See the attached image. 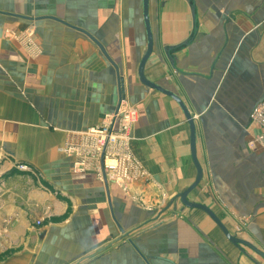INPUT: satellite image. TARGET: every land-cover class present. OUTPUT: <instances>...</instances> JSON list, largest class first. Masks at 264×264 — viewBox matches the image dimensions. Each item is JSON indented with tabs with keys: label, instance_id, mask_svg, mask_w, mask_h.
Wrapping results in <instances>:
<instances>
[{
	"label": "crops",
	"instance_id": "crops-1",
	"mask_svg": "<svg viewBox=\"0 0 264 264\" xmlns=\"http://www.w3.org/2000/svg\"><path fill=\"white\" fill-rule=\"evenodd\" d=\"M148 15L144 77L195 127L203 176L187 199L264 254V150L248 146L264 0H149ZM145 49L141 0H0V264H264L175 200L196 177L190 131L139 82ZM121 101L137 110L131 152L146 173L126 192L59 153Z\"/></svg>",
	"mask_w": 264,
	"mask_h": 264
},
{
	"label": "built area",
	"instance_id": "built-area-1",
	"mask_svg": "<svg viewBox=\"0 0 264 264\" xmlns=\"http://www.w3.org/2000/svg\"><path fill=\"white\" fill-rule=\"evenodd\" d=\"M137 121L136 108L121 101L100 126L75 135L59 149V153L73 159L74 172H92L99 181L126 192L129 186L146 177L131 152ZM249 121L259 129V134L248 142V146L264 149V100L252 109ZM20 169L26 168L20 166Z\"/></svg>",
	"mask_w": 264,
	"mask_h": 264
},
{
	"label": "water",
	"instance_id": "water-1",
	"mask_svg": "<svg viewBox=\"0 0 264 264\" xmlns=\"http://www.w3.org/2000/svg\"><path fill=\"white\" fill-rule=\"evenodd\" d=\"M141 6H142V20H143V25H144V30H145V38H146V49L145 52L139 62L138 65V70H137V75L139 82L146 88L153 89L154 91L167 96L171 100H173L179 109L182 112V115L184 116L188 126H189V131H190V143H189V148H190V155L191 159L193 162V165L196 169V177L195 180L192 182V184L186 188L180 195H177L175 200H179L180 203L189 209H196L201 212H203L221 231L225 239L232 244L234 247L242 250V248H247L251 250L254 254H256L258 257H260L262 260H264V254L260 252L257 248H255L253 245L237 238L234 235H231L228 230L223 226V224L219 221V219L214 215V213L207 207L189 202L188 201V196L199 186L201 180H202V170L201 167L197 161L196 158V149H195V142H196V133H195V127L194 123L192 120V117L190 116L187 108L181 101L179 97H177L175 94L168 92L166 90H163L159 86L155 85L152 82H149L145 77H144V67L146 62L148 61L149 57L152 54L153 50V38H152V32H151V27H150V22H149V15H148V7H149V0H141ZM172 204V203H171Z\"/></svg>",
	"mask_w": 264,
	"mask_h": 264
},
{
	"label": "rangeland",
	"instance_id": "rangeland-1",
	"mask_svg": "<svg viewBox=\"0 0 264 264\" xmlns=\"http://www.w3.org/2000/svg\"><path fill=\"white\" fill-rule=\"evenodd\" d=\"M258 148V147H257ZM261 149V148H260ZM264 150V149H263Z\"/></svg>",
	"mask_w": 264,
	"mask_h": 264
}]
</instances>
